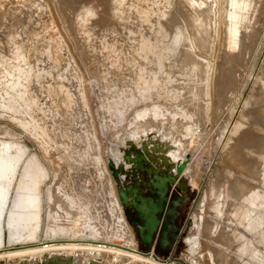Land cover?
<instances>
[{
	"label": "rangeland",
	"instance_id": "obj_1",
	"mask_svg": "<svg viewBox=\"0 0 264 264\" xmlns=\"http://www.w3.org/2000/svg\"><path fill=\"white\" fill-rule=\"evenodd\" d=\"M33 1L0 0V59H4V62L0 61V95L7 94V84L3 82L5 67L12 64L9 62L16 61L12 56L15 44L7 45L5 39L1 38L7 36L11 22V28L13 25L18 27L28 23L24 14L27 17L36 9H32ZM40 1L46 8L44 16L48 21L37 30V34L32 33L34 29L29 28L31 34H34V40L26 51L29 60L34 65L37 64L35 66L44 65L52 71L47 75L49 79L46 77L45 80L47 87L35 92L40 101L34 108L44 114L43 119H50L52 121L49 123H54L57 144L47 149L30 130L10 116L7 108L0 107V152L9 153L13 157L24 154L12 185L4 222L17 192L23 167L28 160L33 159L40 168L39 190L30 194V200L39 208L37 224L26 240L13 244L9 242V231L5 226L4 238L0 240L1 247L75 237L64 232L54 233L49 229L55 222L51 218L52 209L57 208L54 203L61 204L69 211L76 210L63 195L57 193L53 200L51 194L59 179L66 176L69 162L75 165L91 163L96 170L104 168L102 181L109 180L119 199L130 229L131 247L144 253L154 252L165 263L237 264L239 261L238 264H264V0H208L207 6L199 5V0ZM12 8L18 13L21 11L20 15H14ZM22 10L29 12L23 13ZM196 12H202L201 16ZM20 16L21 20L18 18V22H14ZM202 16L206 21H203ZM202 29H207L209 33ZM151 32L153 33L150 34ZM200 34L207 40L206 45L200 42ZM147 38L154 43L149 48L145 45ZM153 38L158 39L160 45ZM47 41L54 47L60 44V57L52 54L53 47L51 53L45 51ZM167 51L169 54L166 55ZM189 58L202 61V71L191 64ZM128 64L137 68H131ZM65 65L69 66L67 72H70L65 71ZM141 69L147 82H153L148 85L149 89L143 91L135 84ZM57 71L66 72V78H62ZM133 72L135 76L132 75ZM67 76L70 77L69 80ZM153 77L159 81H155ZM110 78H113L110 83L114 81V85L108 83ZM33 79L35 77L32 74L27 80L32 86L35 85ZM53 84L59 85L56 93ZM96 90L101 92V96ZM101 90H104V94ZM67 91L82 95L84 108L81 117L79 114L75 115L73 107L62 101L61 96ZM105 93H110V98H113L111 104L106 102L108 99ZM131 94L134 98L128 101ZM50 99L52 100L49 101ZM155 104H159L163 110L179 112L186 120H191L195 146L189 143L184 171L182 175H174L186 187L183 188L176 181L169 182L165 193V208L159 215L161 222L150 243L143 239L144 232L140 226L144 220L136 205L126 202L121 189L132 188L131 191H136L134 187H137V191L143 196L160 197L163 194L154 185V175L141 168L138 172L131 170L126 173L127 179L118 180L112 164L119 154H127L129 147L135 148L127 139L136 112L146 105L153 107ZM27 112L32 113L30 108ZM69 120L72 123L75 121L76 125ZM68 125L76 130L79 128L78 133L70 136ZM92 155L94 157L90 158ZM79 160H82V164ZM43 170L46 171L45 174ZM135 200L138 201V198ZM60 213L63 216L61 220H57L56 225L79 233L80 222L77 225L74 219L68 221ZM76 238L99 240L89 229H85ZM109 242L125 243V240L113 238ZM68 243L76 242L62 241L47 247H67V253L78 255L84 261L93 256H103L105 264H158L146 257L114 248L62 245ZM41 247L42 245H37L0 252V264H19L25 261L23 258L31 255L42 256V252H39Z\"/></svg>",
	"mask_w": 264,
	"mask_h": 264
},
{
	"label": "bare ground",
	"instance_id": "obj_2",
	"mask_svg": "<svg viewBox=\"0 0 264 264\" xmlns=\"http://www.w3.org/2000/svg\"><path fill=\"white\" fill-rule=\"evenodd\" d=\"M198 4L207 6L209 4V2H208V0H199ZM31 6L34 7V8L31 7L32 9H35V8L36 9L33 12H30V14L27 17H25V14H24V19L25 20L27 19L28 23L25 22V24L20 25L18 27L13 25V27L11 28L10 27V25L12 23L11 22L9 25L10 30L5 27L9 31L7 33V36H3V38H1V39H5L7 45H8V43L15 44V48L13 50L12 56H13V58H15L16 61L15 62L14 61L9 62L12 64L8 65V67L5 65L6 71H5V79L3 80V82H5L7 84V94L4 93V95H0V102L2 104V106H0V107L3 109L7 108V111L10 112V116L13 119L18 120L24 127H26L28 130H30L37 139H39L40 143L44 147L49 149V148H51L57 144L56 134L54 131V123H52V122L49 123V121H52L50 119H49V121H47L46 119H43L45 117L44 114L40 113L38 110L36 111L35 110L36 108H34V107L35 106L37 107L38 101H40V100H38V97L36 96L35 92H37L36 90H38V91L42 90L46 86V82H45L46 77L48 74H51L52 71H51V69H49V67L48 68L44 67V65L43 66L42 65L35 66L37 64L34 65L32 63L33 61L31 62L29 60L28 53L26 51V49H28L30 46V42L34 40V37H33L34 34H37L36 33L37 30L40 29L42 26H44L45 22H47L48 19H46V17H45L46 15L44 16V12H45L46 8L40 0H34L31 4ZM14 9L12 8L11 10H14ZM32 9H30V10L32 11ZM202 10H204V8ZM197 11H201V10H197ZM14 12H15V14L12 11H10V13H13L14 15H16V13H18L15 10H14ZM22 12L28 13L29 11L24 12V10H22ZM20 13H21V11H20ZM20 13H18L16 16H19ZM201 13L202 12H200V14ZM46 14H47V12H46ZM198 14H199V12L197 13V15ZM21 15H23V14H21ZM9 16H11V14H9ZM198 17L199 16H197V18ZM18 18H20V20H21L22 16L14 19V22H15V20H16V22H18L17 21ZM204 18L205 17H203V21H206V19L204 20ZM9 22H10V20H9ZM206 23L207 22H205V24ZM205 24H204V27H205ZM28 25H29V27H28ZM46 25H47V23H46ZM29 28L34 29L33 32L30 31ZM202 30H206L208 32L207 29H202ZM3 31L6 33L5 30H3ZM31 32L34 34L32 35ZM200 32L203 34L202 31H200ZM42 33H44L43 30H42ZM152 33L153 32H151L150 34H152ZM4 34H2V35H4ZM146 34L148 35V33H146ZM202 34H200L201 37H199V38H202V41H200V42H202L203 44L206 45L207 40L205 39V37ZM210 34H211V32H210ZM205 35L208 36L209 34H205ZM4 37H6V38H4ZM144 37H146V36H144ZM208 37H210V36H208ZM153 40H154V38H153ZM156 40L158 41V39L155 38L154 41H156ZM197 40H198V38H197ZM55 41H56V39H55ZM47 42L48 43L45 45V47H47L45 49V51L47 53H51L53 51V50H51L53 47L54 53H52V54H56V56L60 57L59 51H58L61 47L60 44H56V46L54 47L53 44H49V41H47ZM43 43H44V40H43ZM151 43H153L152 39H149V38L145 39V45L148 48H149ZM157 43H158L157 45H160L159 41ZM202 43H200V44H202ZM40 44H41V42H40ZM4 45H5V43H4ZM40 46H42V45H40ZM40 46H38V48ZM4 47H6V46H4ZM163 47L165 49V46H163ZM163 47H162V49H163ZM201 47H202V45H201ZM201 47L199 49L204 51V49H201ZM7 48L8 47H6V49ZM42 48H43V46H42ZM42 48H41V50H42ZM166 49L170 50L168 48H166ZM6 51L7 50H5L4 52H6ZM8 52H9V50H8ZM160 52H162V51H160ZM166 53L169 54L168 51L165 52V54ZM6 55H4V56H6ZM45 56H47V54ZM49 56H51V55H49ZM160 57H161V55H160ZM171 57H172V55H171ZM39 58H41V57H39ZM46 58H48V57H46ZM9 59H10V57H9ZM60 59L61 58H59V60ZM197 59H199V58H197ZM44 60H45V57H44ZM0 61L4 62V59L3 60L0 59ZM56 61H58V60H56ZM61 61H62V59H61ZM189 61L192 62L191 64H193L195 67H198V69L200 71H202V69H203V65H202L203 62L202 61H201L202 63L200 61H197V60L194 61V60H192V58H189ZM68 62H71V60ZM36 63H38V62H36ZM130 63H132V62H130ZM5 64H8V63H5ZM123 64L126 65L125 62ZM63 65L61 63V66H63ZM133 65H134V62H133ZM55 66H57V68H59L58 65L55 64ZM128 66L131 67L130 64H128ZM68 67L66 66V70H65L66 72H67ZM133 67L135 69L137 68L135 66H133ZM133 67H131V68H133ZM138 67H140V66H138ZM73 68H72V70H73ZM57 70H59V69H57ZM133 71H134V69H133ZM58 72L59 71H57V73ZM66 72L65 73L63 71L59 72L60 76H62V78L65 77ZM68 72H70V71L68 70ZM71 72H74V71H71ZM134 72L132 73V75H134ZM107 73H108V70H107ZM32 74L35 77V79H33V80H35V82H34L35 85H33V86L30 85V81L27 82V80H29V78L32 76ZM70 74L72 76V73H70ZM154 74H156V73H154ZM159 74H157L158 77H159ZM143 75H145V74H143ZM143 75H142V69L139 70L137 77H136V80H135V84L137 85L139 90H142V91L147 89L149 87L148 86L149 84L153 83V82L148 83L147 80L145 79V76H143ZM55 76H56V74H55ZM73 76H74V74H73ZM69 78L67 76L68 80H69ZM153 78L155 81L158 80L156 77H153ZM112 79L113 78H110V80L107 79L109 84H112L114 82V81H112V83H110V81ZM68 80H67V82H68ZM63 81H64V79H63ZM70 81H72V80H70ZM121 81L123 83H125L123 81V79ZM69 83H71V82H69ZM76 84H78V83H76ZM162 84H163V82H162ZM53 85H54V92L56 93V90H57L56 88L59 85L58 86L56 84H53ZM113 85H114V83H113ZM159 86H161V85H159ZM78 87H80V85ZM98 87H99V84H98ZM98 87H97V89H98ZM105 87L108 89V84H106ZM133 87H134V84H133ZM133 87H131V88H133ZM125 89H127V88H125ZM118 90H119V88H118ZM118 90H113V91H118ZM71 91H74V90H71ZM101 91L104 94V90H101ZM122 91H124V90L122 89ZM126 91L127 90H125V92ZM50 92H52V91H50ZM74 92H76V91H74ZM100 93H98V91H97V94L100 95ZM163 93L164 92H162V94ZM39 94L40 93H38V95ZM75 94L67 91L65 94H62L61 99L66 105H68L69 107H73V112L76 113L75 115L79 114V116H80L83 113L84 107H82V106H84V104H83L84 100H83L82 95L80 96L79 93H78L79 95H75ZM109 94L110 93H105V95L108 99L107 101L105 100L107 103L110 102L111 99H113V98H110L111 95L109 96ZM167 94H169V91ZM42 95H44V94H42ZM105 95H103V96H105ZM159 96H161V95H159ZM172 96L174 97V95H172ZM175 97H176V95H175ZM45 98H46V96H45ZM101 98H103V97H101ZM133 98H134V95L131 94V95H129V97L127 99H128V101H131ZM165 98H167V97H165ZM58 99L59 98L57 97V100ZM43 100H44V98H43ZM51 100L52 99H50L49 101H51ZM167 100L170 101L169 99H167ZM174 100H175V98H174ZM114 101H112V102H114ZM128 101H126V103ZM120 102H121V100H120ZM110 104H111V102H110ZM49 105L51 106V104H49ZM104 105H106V104H104ZM29 108L32 111L31 114L27 112V109H29ZM53 108H51V109H53ZM61 109H62V107H61ZM41 110H43V108H41ZM115 110H116V108H115ZM85 111H86V109H85ZM86 112L88 113V111H86ZM130 112H131V110H130ZM70 114H72V113H70ZM79 116H78V118H79ZM71 117L74 118V116H72V115H71ZM71 117H70V119H71ZM87 118H90V117H87ZM67 119H69V116L67 117ZM133 119H134V121L131 122V125L129 127V137L127 140H128V143L131 144L132 146H134L135 148L131 149L129 147L127 154H122V153L119 154L117 156L116 162H114L112 164L118 180L127 179L126 173H130L131 170L138 172L137 171L138 169H141V168L146 169L145 163H147V158L153 157V155L151 154V151L159 149L161 147V145L166 143V139H165V140L161 141V144H159V145L155 144L157 142L156 139H159L160 135L164 136L165 138L167 137L165 135L166 134L165 132H169L170 134H172L173 131L179 132L180 135L182 136V139H183L185 145H188L191 142L192 146H195L193 143L194 137L192 138V134H193L192 122H191V120H186L185 117L179 112H175V111L170 112V111H166L165 109L163 110L160 108L159 104H155L153 107H149L148 105H146L143 107V109L138 110L136 112V116ZM87 120H89V119H87ZM74 122L75 121H73V123L71 122V124L74 125ZM81 126H82V124L80 125V127ZM158 126H159V129L157 128ZM82 127L80 129H82ZM85 128H86V126H85ZM67 130H69L70 136L74 135L76 132L78 133V131H79V130L77 131L74 127H72L70 125L67 126ZM57 133H58V131H57ZM80 133H81V130H80ZM153 134L156 135V138H153V136H152ZM84 135L86 136V134H84ZM85 136H84V138H85ZM78 138H80V136ZM80 141H81V139H80ZM88 145H90V143H88ZM88 145H87V147H88ZM168 150L171 151L170 153H171L172 161L174 159H177V155H179V153H178L179 151L173 152V147L170 144L168 146ZM94 152H96V151H94ZM172 153H174V154H172ZM187 154H188V152L186 153V160L184 161L183 165L179 169L178 175L179 174L182 175V173L184 171L183 167L187 162ZM86 155L88 157V154H86ZM243 155H244V153H243ZM73 156L75 157L74 154H73ZM63 157L60 155V158L64 159ZM91 157H94V156L92 155V156H90V158ZM244 157H247V156L245 155ZM23 158H24L23 153H20V154L16 155L15 157H13L9 153L5 154V153L0 152V240H2L4 238V228L6 226L8 228V231H9V242H10V244L17 243V242L22 241V240H26L29 232L35 228V226L37 224V216L39 215V208L36 207V205L33 203V201L30 200V194L39 190L38 175L40 172L39 166L37 165L35 160L32 159V160H28V162L25 164V166L22 169L20 179H19V183L17 186V192H16V194L12 200L11 208L8 211V217H7L6 221L4 222V213L6 211L8 202L10 200L12 185H13L16 177H17L19 167L21 165ZM77 158H78V156H77ZM67 159H69V158H67ZM65 162L66 161H64V163ZM79 162H81L80 164H82V160L81 161L79 160ZM61 164H63V163H61ZM85 164L75 165V164L69 162L68 166L66 165L67 166V172L65 174L66 176L59 179L58 184L54 187L52 194H51L53 200H55L57 193L60 195H63V197L68 200L69 204L75 206L76 210L74 209V210L69 211L67 209H64L63 208L64 206H62L61 204H58V203L55 204L54 203L53 205H55L57 208L52 209L51 218L55 222L50 225L49 229L54 233L64 232V233H69V234L75 235V237H72L71 239H68V240L50 241L48 244L39 243V244H31V245H24V246H9V247H5V248L1 247L2 243L0 242V252L19 249V248H25V247H31L32 245H42V247L39 248L40 249L39 252H42V256L36 257L34 255H31L30 257L23 258V260L25 259V261H22L19 264H105V258L103 256H93V257H90L87 261H84V259L78 255L67 253V247L66 248L60 247L59 245H56V248L47 247L48 245H51L52 243L69 241V242H76V243H68V244H62V245H70L73 247H76L79 245H89L92 248L93 247L94 248L95 247H97V248L106 247L107 249L108 248H114L117 251L135 253L139 256L146 257L150 261H153V262L158 263V264H174L173 262L165 263V262L161 261L157 256H155L156 254L154 252L144 253L142 251H139V250L131 247L132 241H131L130 229H129V226H128L126 219L123 216L122 206L119 202V199L114 194L113 188L109 184V180L106 182H105V180H104V182L102 181V178L104 177L103 176V174H104L103 169L104 168L102 169L100 167L99 169L96 170L95 165H92L91 163L89 165H85ZM172 165L173 164L168 165L167 170L171 171ZM64 167H61V168H64ZM62 170H64V169H62ZM43 173L45 174L46 171L43 170ZM166 191H167V188L165 189V192L163 193V195L160 196L161 200H160V203L157 207H155V205L153 204L152 198L140 197V199L143 201L142 204H135L138 211H139L140 216L144 220V223L140 226V228L144 232L143 233L144 234L143 239L146 242L152 243L154 234L160 225L161 220L159 218V215L164 211V208H165V201L167 200V197L165 195ZM121 193H122L123 197L125 198L126 202H128L129 197L126 193V190L121 189ZM108 195H110V198H108ZM60 212H62L64 214L63 218H65L66 220L69 221V220L74 219L77 225L80 222L79 233H74V231L72 232V230L68 227L56 225L57 220H61V217L63 216ZM85 229H89L99 240H78L76 237L78 235H80V233L82 234ZM113 238H122L125 240V243L109 242L110 240H113ZM103 240H106V241H103ZM83 242H87V243H83ZM116 244H123L124 246H128L130 249L116 245ZM121 261H124V259L121 258Z\"/></svg>",
	"mask_w": 264,
	"mask_h": 264
},
{
	"label": "flooded vegetation",
	"instance_id": "obj_3",
	"mask_svg": "<svg viewBox=\"0 0 264 264\" xmlns=\"http://www.w3.org/2000/svg\"><path fill=\"white\" fill-rule=\"evenodd\" d=\"M177 151H179L178 152L179 155H177V159H174L172 161L171 153H170L171 151L168 149L164 150L160 147L157 150L151 151L153 157H148L147 163H145L146 170L152 176L154 175L153 178L154 185L158 189V192H160L161 194L165 192V189L167 188L170 181H176V183L182 186L183 188L186 187V185L180 182L179 180H177V178L174 177V175L175 174L178 175L180 167L183 165L184 161L186 160V153L188 151L185 149V144L182 145L181 149H175L173 152H177ZM170 164H173L171 167V171L167 170L168 165ZM160 172H162V174H160ZM127 189L128 190H126V193L129 197L128 198L129 203L142 204L143 201L140 199V197L152 198V202L155 205V207H157L160 203L161 197H155L152 195L143 196L142 194H140V192L137 191L138 190L137 187H134L136 191H131L132 188H127ZM135 198H138V201H136ZM134 200L135 202H133ZM32 246H37V245H32Z\"/></svg>",
	"mask_w": 264,
	"mask_h": 264
},
{
	"label": "crops",
	"instance_id": "obj_4",
	"mask_svg": "<svg viewBox=\"0 0 264 264\" xmlns=\"http://www.w3.org/2000/svg\"><path fill=\"white\" fill-rule=\"evenodd\" d=\"M157 128L159 129V126ZM165 133H166L165 135L167 137L165 138L164 136L160 135L159 139H156L157 140V142L155 143L156 145L161 144V141L166 139V143L161 145L162 149H164V150L168 149L169 144L173 147V151L175 149H181L182 148V145L184 144V141H183L182 136L180 135L179 132L173 131L172 134H170L169 132H165ZM152 136H153V138H156L155 134H153ZM188 145H185V149L187 151H188ZM238 188H239V190H241L239 185H238ZM122 255H124V254H122ZM238 262L239 261H237V264H238Z\"/></svg>",
	"mask_w": 264,
	"mask_h": 264
},
{
	"label": "water",
	"instance_id": "obj_5",
	"mask_svg": "<svg viewBox=\"0 0 264 264\" xmlns=\"http://www.w3.org/2000/svg\"><path fill=\"white\" fill-rule=\"evenodd\" d=\"M116 245H119V246H122V247H125V248L130 249L128 246H124L123 244H116ZM155 256H156V255H155ZM163 261H165V260H163Z\"/></svg>",
	"mask_w": 264,
	"mask_h": 264
},
{
	"label": "built area",
	"instance_id": "obj_6",
	"mask_svg": "<svg viewBox=\"0 0 264 264\" xmlns=\"http://www.w3.org/2000/svg\"><path fill=\"white\" fill-rule=\"evenodd\" d=\"M49 242H45V244H48ZM47 246V245H46Z\"/></svg>",
	"mask_w": 264,
	"mask_h": 264
}]
</instances>
